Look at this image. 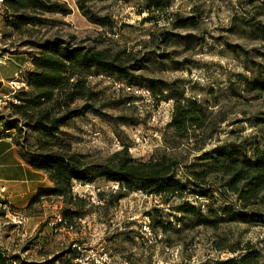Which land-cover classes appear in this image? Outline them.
Returning a JSON list of instances; mask_svg holds the SVG:
<instances>
[{"label":"rangeland","instance_id":"obj_1","mask_svg":"<svg viewBox=\"0 0 264 264\" xmlns=\"http://www.w3.org/2000/svg\"><path fill=\"white\" fill-rule=\"evenodd\" d=\"M57 1L71 14L39 12L37 23L21 31L2 17L0 53L9 54L10 61L0 66L5 78L0 95L10 91L8 82L18 70L25 75L34 70L31 59L46 41L107 51L128 74L90 70L89 92L70 108L90 105L93 110L64 124L58 143L98 167L123 151L137 162L166 153L179 162L174 175L183 189L169 198L126 192L104 178L75 181L72 200L46 196L32 213L24 211L38 218L30 219L33 238L24 244L16 240L12 256L23 264H74L82 250L104 248L112 264H220L248 253H258L255 264H264V226L248 216L264 213V202L244 211L220 175L197 182L190 168L203 165L198 160L204 154L224 145L248 155L256 146L264 151V91L259 88L264 84V0ZM79 4L102 24L86 17ZM159 82L167 88L155 97L151 87ZM182 92L184 102L196 101L211 113L205 131L210 138L191 130L182 139L169 126L177 99L168 95L178 98ZM12 105L1 108L3 122L17 125L14 136L36 150L41 137ZM189 207L196 212L188 213ZM67 209L77 216L69 228L54 232L49 223ZM221 244L224 250L218 249Z\"/></svg>","mask_w":264,"mask_h":264},{"label":"trees","instance_id":"obj_2","mask_svg":"<svg viewBox=\"0 0 264 264\" xmlns=\"http://www.w3.org/2000/svg\"><path fill=\"white\" fill-rule=\"evenodd\" d=\"M5 6L6 22H11L16 31L36 24L39 18L34 14L39 12H56L64 16L71 14V9L57 0H5ZM78 7L92 22L102 24L101 18L87 15L83 5L79 4ZM39 49L40 54L31 59L34 70L25 75L30 91L20 92L17 95L20 105H12V108L24 119L29 130L39 134L41 140L39 139L36 150L26 144V139L21 141V136H14L13 142L20 156L34 170L45 173L53 188L40 192L28 209L46 196L72 200L73 182L92 183L96 178L119 183L126 192L142 190L169 198L180 196L183 187L174 175L179 162L171 155L163 153L148 162H137L127 151H123L109 165L98 167L86 163L84 156L73 153L71 147L58 143L57 134L64 124L93 110L90 105L79 109L70 108L72 103L84 99L89 92L85 80L88 72L95 69L123 76L128 71L116 57H111L105 50L73 47L61 39L46 41ZM166 86L163 82L152 85L153 95L157 97L163 94ZM2 88L3 83L0 81V92ZM259 88L264 91V84L259 85ZM168 98L177 99L169 125L177 137H189L193 130L194 133L203 132L202 138H210L205 135V131L210 124L211 113L201 109L196 101L184 102L183 92L179 93L178 98L171 94ZM3 121L4 118L0 116L6 132L18 128L14 123L5 125ZM18 131L21 133V129ZM198 161L203 165L198 166L199 163H196L190 167L193 168V180L200 182L210 176L220 175L226 192L237 196L244 211H249L251 205L264 202V151L260 147L256 146L252 155H248L246 152L237 151L233 145H224L204 154ZM195 210L194 207H189L187 212L194 213ZM64 216L65 225L69 227L77 214L73 209H67ZM248 216L255 223L264 226L263 212L252 211ZM225 248L223 244L218 246L219 250ZM258 258V253H248L241 259H228L220 264H255ZM7 261L0 251V264H7ZM36 264H56V261Z\"/></svg>","mask_w":264,"mask_h":264},{"label":"built area","instance_id":"obj_3","mask_svg":"<svg viewBox=\"0 0 264 264\" xmlns=\"http://www.w3.org/2000/svg\"><path fill=\"white\" fill-rule=\"evenodd\" d=\"M7 8L5 6V0H0V24L2 23V17H5ZM9 54L0 53V66L5 65L9 60ZM10 91L3 95H0V111L2 107H6L8 104L18 105L20 104L17 95L22 91H28V85L25 80L24 70H18L13 79L8 82ZM1 116V114H0ZM6 193L5 188L0 189V251L8 259L7 264H23L20 260L13 258L9 252L7 245L5 244V238L9 235V238H14L15 242L27 243L33 238L32 233L29 231V217L22 210L15 208L4 196ZM49 225L56 232L57 230L69 228L65 225V221L61 215L52 220ZM73 248L81 251V248L74 244ZM74 264H112L110 255L102 249L90 248L88 250H82L80 255L75 258Z\"/></svg>","mask_w":264,"mask_h":264},{"label":"crops","instance_id":"obj_4","mask_svg":"<svg viewBox=\"0 0 264 264\" xmlns=\"http://www.w3.org/2000/svg\"><path fill=\"white\" fill-rule=\"evenodd\" d=\"M7 79L10 78L7 77ZM0 81L5 83V78H0ZM14 135L10 131L6 132L0 122V189H6L4 196L15 208L32 213L36 204L31 209L28 208L34 198L42 191L51 190L53 184L45 173L34 170L20 156L19 150L13 142ZM30 219L38 218L35 217V214L29 217L31 228ZM8 236L5 238V244L9 252L15 254L14 249L17 248V244H15L14 238Z\"/></svg>","mask_w":264,"mask_h":264}]
</instances>
